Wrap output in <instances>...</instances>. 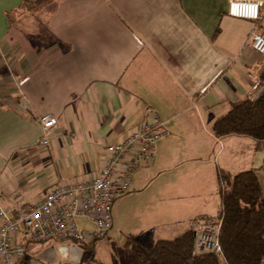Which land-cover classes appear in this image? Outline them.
<instances>
[{
  "label": "crops",
  "instance_id": "1",
  "mask_svg": "<svg viewBox=\"0 0 264 264\" xmlns=\"http://www.w3.org/2000/svg\"><path fill=\"white\" fill-rule=\"evenodd\" d=\"M22 1L0 0V204L8 213L28 211L60 180L94 176L106 146L126 138L148 107L170 131L130 188L152 226L217 215L221 170L255 171L264 196V142L212 128L264 80V56L251 46L255 22L230 16L229 0H58L11 21L7 12ZM48 113L59 121L45 146ZM177 193L205 200L178 209ZM78 223L95 229L86 217ZM58 242H29L23 264ZM106 245L96 243L93 258L112 264Z\"/></svg>",
  "mask_w": 264,
  "mask_h": 264
},
{
  "label": "built area",
  "instance_id": "2",
  "mask_svg": "<svg viewBox=\"0 0 264 264\" xmlns=\"http://www.w3.org/2000/svg\"><path fill=\"white\" fill-rule=\"evenodd\" d=\"M227 9L232 17L255 22L251 46L264 56V0H229ZM58 121L51 113L42 117V145H50ZM169 134L159 114L148 107L126 138L106 146L103 164L94 176L60 180L26 212L19 209L11 214L0 204V264H23L29 242L72 241L83 247L104 238L114 226V202L130 190L134 171L156 159L159 141ZM78 217H86L95 229L80 227ZM222 222V218L203 217L190 223L197 253L223 254Z\"/></svg>",
  "mask_w": 264,
  "mask_h": 264
},
{
  "label": "trees",
  "instance_id": "3",
  "mask_svg": "<svg viewBox=\"0 0 264 264\" xmlns=\"http://www.w3.org/2000/svg\"><path fill=\"white\" fill-rule=\"evenodd\" d=\"M58 0H23L21 5L7 12L14 21L34 14ZM37 40V36L34 38ZM255 97L231 103L230 109L213 122L215 135L249 136L264 142V80ZM221 204L215 216L222 218L220 240L223 254L197 253L194 232L189 227L172 238L154 240L149 246L134 243L133 251L124 264H262L264 262V196L255 171L218 172ZM201 217V218H203ZM198 219V218H197ZM99 239L84 244L90 260L94 259ZM29 244V243H28Z\"/></svg>",
  "mask_w": 264,
  "mask_h": 264
},
{
  "label": "rangeland",
  "instance_id": "4",
  "mask_svg": "<svg viewBox=\"0 0 264 264\" xmlns=\"http://www.w3.org/2000/svg\"><path fill=\"white\" fill-rule=\"evenodd\" d=\"M30 15L33 14L24 15L20 18ZM36 36L37 40H45V35H35L32 38L34 39ZM133 192V189L129 190L127 193L116 199V202H114L113 205L112 214L115 226L111 232L108 233V236L106 235L97 242L100 245L104 240L107 241L108 245H106L103 251L107 258L111 260L112 264H124L127 258L131 255V251H133L134 243L141 242L148 246L159 237H174L175 235L180 234L185 227L188 228L190 226L191 220H188L187 222H175L165 227L152 226L154 221H151L149 216H147V208L143 201L144 199H140V197L137 194H133ZM203 194H206V197L204 198L208 199L212 195V191H206L201 195ZM173 196L174 197L170 200L177 204L178 209H181L185 204L189 205V203L194 202V205H196L205 200L204 198L199 199L200 197H193L190 199V196L180 193ZM150 233L153 234V240L148 242L151 236ZM145 237H148V240Z\"/></svg>",
  "mask_w": 264,
  "mask_h": 264
},
{
  "label": "water",
  "instance_id": "5",
  "mask_svg": "<svg viewBox=\"0 0 264 264\" xmlns=\"http://www.w3.org/2000/svg\"><path fill=\"white\" fill-rule=\"evenodd\" d=\"M86 252L85 248L78 243L58 242L46 247L30 264L34 261L41 264L38 258L46 264H100L90 260Z\"/></svg>",
  "mask_w": 264,
  "mask_h": 264
}]
</instances>
